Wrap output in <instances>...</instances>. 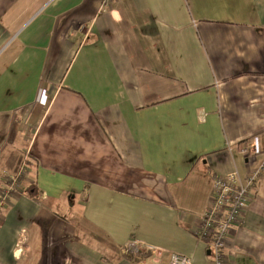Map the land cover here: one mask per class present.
Segmentation results:
<instances>
[{"label":"crops","instance_id":"obj_1","mask_svg":"<svg viewBox=\"0 0 264 264\" xmlns=\"http://www.w3.org/2000/svg\"><path fill=\"white\" fill-rule=\"evenodd\" d=\"M255 141L264 0H0V264H215L195 232ZM227 247L264 264V171Z\"/></svg>","mask_w":264,"mask_h":264},{"label":"built area","instance_id":"obj_2","mask_svg":"<svg viewBox=\"0 0 264 264\" xmlns=\"http://www.w3.org/2000/svg\"><path fill=\"white\" fill-rule=\"evenodd\" d=\"M113 1L103 0V5L108 7ZM259 152L256 141L243 149L242 153L247 157V166H250L246 175L242 176L235 170L229 174L213 178V197L204 216H202L201 224L197 228L195 236L211 249L215 264H227V240L244 223L245 213L264 171L263 165L252 168L254 165L253 157H256ZM26 163L23 164L17 174L11 175L7 179L0 192V219L2 209L9 205L10 200L18 193L24 180L27 179L28 168ZM255 164L257 163L255 162ZM139 249L141 250L139 244L134 242L125 249V252H137ZM153 255L155 254L152 252ZM153 264L193 263L187 256L174 253L170 254L168 262L154 261Z\"/></svg>","mask_w":264,"mask_h":264},{"label":"trees","instance_id":"obj_3","mask_svg":"<svg viewBox=\"0 0 264 264\" xmlns=\"http://www.w3.org/2000/svg\"><path fill=\"white\" fill-rule=\"evenodd\" d=\"M133 254L132 252H128L127 254ZM140 253V254H139ZM138 253V255H127L125 256V259L133 264H139L141 263L146 257L149 256V258L152 256V252L146 251V250H141ZM148 259V258H147Z\"/></svg>","mask_w":264,"mask_h":264},{"label":"rangeland","instance_id":"obj_4","mask_svg":"<svg viewBox=\"0 0 264 264\" xmlns=\"http://www.w3.org/2000/svg\"><path fill=\"white\" fill-rule=\"evenodd\" d=\"M141 250L139 249V251H137V252H132L133 254H131V255H138V253L140 252ZM125 253V254H124ZM128 252H125V250L124 251H122L121 252V254L124 256V258H125V256H127V255H130V254H127ZM140 254V253H139ZM146 258H148L149 259V256L148 257H146ZM141 263H143V261L141 262ZM140 263V264H141Z\"/></svg>","mask_w":264,"mask_h":264},{"label":"bare ground","instance_id":"obj_5","mask_svg":"<svg viewBox=\"0 0 264 264\" xmlns=\"http://www.w3.org/2000/svg\"><path fill=\"white\" fill-rule=\"evenodd\" d=\"M139 251V250H138ZM125 254V253H124Z\"/></svg>","mask_w":264,"mask_h":264}]
</instances>
